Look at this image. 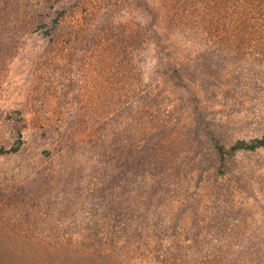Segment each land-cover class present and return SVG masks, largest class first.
I'll return each mask as SVG.
<instances>
[{
    "label": "rangeland",
    "instance_id": "rangeland-1",
    "mask_svg": "<svg viewBox=\"0 0 264 264\" xmlns=\"http://www.w3.org/2000/svg\"><path fill=\"white\" fill-rule=\"evenodd\" d=\"M113 3L103 22L100 7L94 20L77 10L50 34L53 12L73 0H52L46 12L54 15L41 22L28 18L24 5L0 19L6 30L0 36V146L21 137L17 152L0 156V264H149L145 252L126 258L104 248L73 254L62 247L80 244L77 232L90 226L97 243L105 240L103 221L93 223L92 216L101 217L105 201L121 192L147 187L150 178L188 182L184 191L200 200L198 217L206 220L197 238H188L203 246L207 236L226 246L215 254L217 264L224 257L230 264H264V148L210 167L206 140L194 135L193 111L197 106L226 141L264 135V4H254L247 18L231 4L217 10L211 39H230L240 60L215 66L216 56L206 67L205 51L191 62L197 41H186L177 27L166 26L159 33L166 47H154L152 32L144 31L148 18L134 0ZM82 23L90 24L83 42L69 35ZM137 30L143 31L140 47ZM219 48L216 55L227 54ZM177 67L196 101L190 88L175 83ZM206 184L212 190L204 191ZM96 186L111 188L106 199ZM166 196V203L174 200L173 189ZM205 255L203 249L199 256Z\"/></svg>",
    "mask_w": 264,
    "mask_h": 264
},
{
    "label": "trees",
    "instance_id": "trees-1",
    "mask_svg": "<svg viewBox=\"0 0 264 264\" xmlns=\"http://www.w3.org/2000/svg\"><path fill=\"white\" fill-rule=\"evenodd\" d=\"M113 1L73 0V5L61 7L57 12H53L56 15L49 18L52 22V28L48 33H54L58 28L60 29L62 20L66 16L76 13L77 10L80 12L83 9L85 15L89 14L91 16L88 20H94L98 7H100L102 9L100 21L103 22L107 18L110 9L114 6ZM229 4L236 6V9L240 10V17L244 16V18H247L251 13L250 11L253 10V5H262L264 0H134L135 8L148 18V25L144 27V31L152 32L154 47L165 48L166 46L161 43L159 33L164 31L166 26H175L182 37L187 39L186 41L190 43H196L197 41L196 48L199 52L191 62L194 63V61L199 59L200 51L206 52L205 55L209 56L206 67L213 63V58L216 56L220 60L215 62V66L229 67L232 64L236 65L239 63V49L236 52L230 51L233 43L230 39L226 37V40L211 39L213 20L217 10L220 7L228 9ZM23 5L25 15L27 14L28 18L34 20L35 23L43 21L44 18L50 15H54L46 12L50 8L49 5H52V0H0V19H3V21L9 20L8 15L11 12H20V8ZM103 5L105 6L103 7ZM0 22L3 23L2 21ZM82 24V27H76L74 31L69 30V35L71 37L76 35L81 42L85 41V36L83 35L90 28V24ZM5 33L6 30L0 28V36H4ZM141 33H143L142 30L136 31L135 38L138 46L142 43L139 38ZM204 34L205 40L201 42L200 37ZM219 47L225 48L227 54L218 53L216 55L214 52ZM4 48L5 44L3 45L0 42V50ZM166 63L169 64L168 62ZM184 64L179 67L182 68ZM188 65L190 66L191 63L189 62ZM179 67L172 71L175 83L190 88L189 83L185 82L186 77L182 78ZM192 71L194 70L192 69ZM194 79L192 78V80ZM189 91L191 101H196V94L193 89L190 88ZM198 110L197 106L193 107V111L197 112L196 118L198 119L194 135L199 142L206 140L209 153L213 158V163L210 167H215L214 165L217 168H220L218 166H225V162L233 159L239 152L250 153L264 148V135L250 139H236L230 142L224 140L221 136L219 137L216 128L208 125L206 117ZM17 135L18 138L9 148L0 146V156L18 151L21 146V137L20 134ZM138 155V159L144 158L141 153ZM212 185L206 184L203 188L204 191L212 190ZM187 186L188 182L184 184L183 182L169 181L163 178H150L147 187L138 184L134 194L130 193L131 191L126 194L121 192L120 196L112 197L105 201L101 217L95 218V216H92L91 221L93 223L96 220L103 221V233L106 234L105 240L97 243L96 239L94 240L96 231L90 226L84 232H77L78 239L82 240L80 244L77 243L71 247L64 246L62 250L65 252H67L66 249L72 250L73 254H77V251L86 254L89 248H104L103 251L115 254L124 253L126 258L127 255L145 252L146 256L143 259L149 264H217L215 262L216 259H214L215 254L219 252L222 254L226 253L227 247H216V244L213 245V242L207 241V236L203 239L206 241L203 246L197 244V240H195L197 238L196 228H199V225L204 223V221L206 222V220L204 216L198 217L200 200L187 196L184 191ZM110 189L105 190L103 187L96 186L95 191L99 193L98 196L100 198L106 199L108 196L107 192ZM172 189L175 192V198L174 200H168L166 203L167 198H169L166 196V192ZM65 190L66 187L63 188L61 196H65ZM176 191L181 198H178ZM210 201L211 197L207 198L206 205ZM179 211H183L185 217L181 216ZM189 235L195 236L192 242L188 238ZM43 248H46V246H43ZM147 248L149 249L148 251ZM203 249H205L206 253L204 257L199 256ZM34 251L36 252L38 249L34 248ZM254 253L255 251L252 248L251 254L253 255ZM223 259L219 264H230L228 258L224 257Z\"/></svg>",
    "mask_w": 264,
    "mask_h": 264
}]
</instances>
